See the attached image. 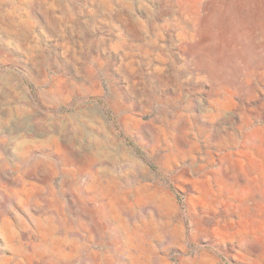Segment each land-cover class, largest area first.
<instances>
[{
	"label": "rangeland",
	"instance_id": "374dc122",
	"mask_svg": "<svg viewBox=\"0 0 264 264\" xmlns=\"http://www.w3.org/2000/svg\"><path fill=\"white\" fill-rule=\"evenodd\" d=\"M0 264H264V0H0Z\"/></svg>",
	"mask_w": 264,
	"mask_h": 264
}]
</instances>
